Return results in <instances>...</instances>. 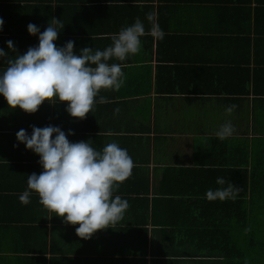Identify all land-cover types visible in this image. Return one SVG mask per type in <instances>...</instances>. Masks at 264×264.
<instances>
[{"label": "crops", "instance_id": "obj_1", "mask_svg": "<svg viewBox=\"0 0 264 264\" xmlns=\"http://www.w3.org/2000/svg\"><path fill=\"white\" fill-rule=\"evenodd\" d=\"M150 12L164 39L145 35L138 54L109 61L122 65L125 83L102 89L96 100L108 102L86 118L58 99L27 113L0 94V264H261L249 244L264 242V0H0L9 55L0 74L8 58L39 45L29 23L43 32L59 19L54 43L73 40L79 54L104 50L137 17L149 29ZM227 121L235 131L220 140ZM32 125L72 130L70 142L90 140L97 151L112 142L128 151L135 166L112 197L129 202L122 220L82 239L79 224L47 210L35 191L20 202L28 175L44 170L17 140ZM217 177L239 187L235 200L206 198L227 187Z\"/></svg>", "mask_w": 264, "mask_h": 264}, {"label": "clouds", "instance_id": "obj_2", "mask_svg": "<svg viewBox=\"0 0 264 264\" xmlns=\"http://www.w3.org/2000/svg\"><path fill=\"white\" fill-rule=\"evenodd\" d=\"M147 20L149 29L137 17L134 24L114 34L112 44L104 50L84 47L79 54L74 51L73 40L62 47L54 43L60 32L57 26L64 28L59 19L53 18L43 32L29 23V33L39 34V45L7 59L8 67L0 74V94L11 108L19 107L27 113H35L45 100L55 104L58 99L68 102L66 110L72 117L86 118L96 103L108 102L104 96L96 100L102 89L119 91L125 83L122 65L109 61L113 58L125 61L129 55L138 54L145 35L164 39L165 32L156 22V14L148 13ZM3 25L4 20L0 18V31ZM7 44L10 50L17 51L12 40ZM8 56L0 48V58ZM235 107L229 106L226 112L231 114ZM115 111L118 113L119 109ZM31 127V135L25 129L19 130L17 140L40 156L39 163L44 170L39 175H28L29 190L20 195V202L30 203L31 191H35L39 203L47 210L63 217L65 223L79 224L76 232L82 239H90L96 231L122 220L129 202L120 196L112 197L135 166L128 151L115 142L107 144L102 151L95 150L90 140L70 142L68 135L74 132L69 130L66 134L59 126ZM234 131L231 121H227L216 135L224 140ZM216 183L227 187L207 190L209 201L236 199L238 186L224 177H217Z\"/></svg>", "mask_w": 264, "mask_h": 264}, {"label": "trees", "instance_id": "obj_3", "mask_svg": "<svg viewBox=\"0 0 264 264\" xmlns=\"http://www.w3.org/2000/svg\"><path fill=\"white\" fill-rule=\"evenodd\" d=\"M249 243H251V241ZM249 245H250L251 249L254 250V251L260 250V253L264 252V242H258V243L255 242L254 244H249ZM262 264H264V258H263V263Z\"/></svg>", "mask_w": 264, "mask_h": 264}, {"label": "rangeland", "instance_id": "obj_4", "mask_svg": "<svg viewBox=\"0 0 264 264\" xmlns=\"http://www.w3.org/2000/svg\"><path fill=\"white\" fill-rule=\"evenodd\" d=\"M256 256L259 257V259L261 260V264H262L263 258H264V252L263 253H257Z\"/></svg>", "mask_w": 264, "mask_h": 264}]
</instances>
